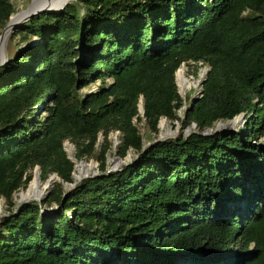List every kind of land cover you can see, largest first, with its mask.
<instances>
[{"label": "trees", "instance_id": "16d2710c", "mask_svg": "<svg viewBox=\"0 0 264 264\" xmlns=\"http://www.w3.org/2000/svg\"><path fill=\"white\" fill-rule=\"evenodd\" d=\"M15 13L0 0V36ZM16 36L0 67V264H264V0H76ZM184 64L209 72L181 117ZM140 105L150 136L163 119L246 122L145 148ZM114 132L117 156L136 157L109 172ZM66 141L99 163L68 190ZM36 167L60 181L19 206Z\"/></svg>", "mask_w": 264, "mask_h": 264}, {"label": "rangeland", "instance_id": "374dc122", "mask_svg": "<svg viewBox=\"0 0 264 264\" xmlns=\"http://www.w3.org/2000/svg\"><path fill=\"white\" fill-rule=\"evenodd\" d=\"M12 1H13V3L16 6V13L14 14V15H16V14L24 12L26 9H28L31 6V4H32V2L34 0H12ZM74 1H76V0H67L66 3H64V4L60 5V6H63V5L66 6L69 3L74 2ZM6 39H7V41H6V46H5V53H6L5 58L7 59L9 57L14 56L18 52V50H19V43H18L19 42V37L16 36V37L13 38V37H11V34H9ZM182 67L186 68V76L189 79H193L194 78L198 82L197 88L191 89L190 91L187 92L186 95H184L185 100L187 102V106H188L194 100V98L200 93V90L202 89V81L206 77V71L209 70V68L206 67V66H202L201 64H199V65L191 64L190 66H187V65L184 64V65H182ZM201 73H203L202 77H201ZM108 82H111V80L109 79ZM177 85H178V82H177ZM93 88L94 87L85 88V89H83L80 92V94L83 95V96L86 95V94H89V93L92 92ZM178 90L181 93L179 85H178ZM187 106L181 111V116L182 117H183V111H185L187 109ZM140 117L142 119L141 121L135 120L134 122L137 125V127H138V129H139V131H140V133H141V135L143 137L145 145L151 143L152 140H154L156 138H159V136L163 137V134L167 135L166 137H168V138H172V139L173 138L174 139H178L179 138L180 139V138H183L185 136H188L192 132H196L197 131V129L194 126H192L191 128L183 129L180 124H178L176 122H170V121H168L166 119H163V120L160 121V124H159V134H158V136H155V135H151L150 136L149 135V130L147 128V125H146L145 119L143 118V114L142 113H140ZM162 122H164L163 128H161V123ZM245 122H246L245 118H242L238 122V124L234 127L235 130L240 131V129H243ZM119 137H120V134L118 132H114V133H112L110 135V140L112 141L113 146H112L111 151L108 153V159H107L108 170L109 171L110 170H114V169H118L119 170L124 165V163L132 162L134 160V158L136 157V154L134 152H130L129 155L127 156V158L124 159V160L120 159L117 156V147L120 144ZM103 142H104V139H103L102 136H100V145L97 148V153L100 152V146L103 144ZM260 142L264 143V135L260 136ZM64 147H65V151L67 152L69 158L75 163V171H74L73 174H75V172H78L77 166L79 164H81V163H83L84 165H88V166L92 165V170L90 171V173L85 175V176H83L82 178H80L79 182H81L86 177H93V176H96L97 174H99V163L97 162L96 159H89V160L86 159V160H82V161H77L75 159V157H74L75 156V152H76L75 146L71 142L66 141L64 143ZM119 162H120V164L118 166ZM35 172H36V170L33 171V179L34 178L37 179V176H36ZM39 172H40V174H39V177H38V181H39L40 189L43 190L44 187L47 185L46 183L51 179V177L53 175H51L46 182H43L42 179H41V171H40V169H39ZM59 181H60V179H59V177H57L56 182H59ZM74 181H75V178H74ZM64 186H65L66 190L71 189V186L69 184H65ZM53 187H54V185H53ZM50 188H51V185H48V189L45 190L44 196L42 197L41 201L44 199L46 193L48 192V190ZM26 189L20 190L18 193H16L14 195V200H15L16 204L19 205V206L23 203V202L19 201L20 194L22 192H25ZM6 209H7V205H6L5 201L3 199H0V212L2 213V215L6 214V212H7Z\"/></svg>", "mask_w": 264, "mask_h": 264}, {"label": "water", "instance_id": "95a60500", "mask_svg": "<svg viewBox=\"0 0 264 264\" xmlns=\"http://www.w3.org/2000/svg\"><path fill=\"white\" fill-rule=\"evenodd\" d=\"M42 3H44V2H39L38 0H34V1L32 2V4H31V6H30L28 9H26L24 12H21V13H19V14H16V15L11 16L10 21H9L7 27L5 28V30L3 31L2 35L0 36V49H1V43H2L4 40H6V38H7V36H8L9 34H11L15 29L19 28L21 25H23V24L27 23L28 21H30L33 17H35V16H37V15H40V14H43V13H47V12H55V13H57V12L62 11V10L65 8L64 5H63V6H60V5H54V6H51V5H50V6H49V5H43ZM14 16L19 17V19L16 21L15 24H13V25L11 26L12 19H13ZM6 62H7V59H6L4 56H3L2 58L0 57V67L3 66ZM177 72H178V71H177ZM177 72H176V84H177ZM208 72H209V70L206 71V77H205V78L203 79V81H202V87H203V84H204L205 81H206V78H207ZM177 86H178V85H177ZM202 92H203V89L200 90V93H199L195 98L200 97V95L202 94ZM179 94L181 95V98L184 100V107H183V109H184V108L186 107V105H187V102H186V100H185L184 95H183L182 93H180V92H179ZM194 103H195V101L193 100V101L191 102V106H193ZM139 111H140V113L144 114V108H143V105H140V106H139ZM179 116H181V112H179ZM181 117H182V116H181ZM242 118H244V116L241 115V116H238V117H236V118H234V119H232V120L226 121V123H228V122H232V121H234V120H236V119H237L238 122H239ZM221 123H225V122H223V121H219V122L215 123V125H214L212 128L206 129V130H204L203 132H200V130L197 129L196 132H192V133H190V134L196 133V134H200V135H202V136H206V137H208V136L217 135V134L222 133V132H237V130H235L234 127H233V128L219 129L218 126H219ZM226 123H225V124H226ZM244 125H245V124H244ZM194 127L196 128V126H194ZM240 130H241V129H240ZM190 134H189V135H190ZM168 139H172V138L159 136V138H157L156 141H154V143H158V142L165 141V140H168ZM173 139H174V138H173ZM151 144H153V143H149V144H147V145L145 146V148H147V147L150 146ZM263 145H264V143H263ZM119 164H120V162L118 163V166H119ZM124 164H127V163H124ZM118 166H117V167H118ZM35 170H36L35 174H36V176H37V178H38V177H39V174H40V172H39V167H36ZM119 170H120V169H119ZM119 170H118V169H114V170H110L109 172H117V171H119ZM57 177H58V176H57L56 174H54V175L51 177V179L47 182L48 185H51V188L48 190V192L46 193L45 197L50 193L51 189L53 188L54 183L56 182ZM93 177H94V176H93ZM73 178H75V182H74L73 184H70L71 188H74L75 185L80 181V179H77V178L75 177V174H73ZM86 178H91V177H86ZM86 178H85V179H86ZM46 189H48V187H46ZM43 196H44V193H43L40 197H38V198H33V199H31V200H26V201H24L22 204H27V203H30V202H32V201L41 202V199H42ZM45 197H44V198H45ZM22 204H21V205H22Z\"/></svg>", "mask_w": 264, "mask_h": 264}, {"label": "bare ground", "instance_id": "6f19581e", "mask_svg": "<svg viewBox=\"0 0 264 264\" xmlns=\"http://www.w3.org/2000/svg\"><path fill=\"white\" fill-rule=\"evenodd\" d=\"M39 2H44L42 3L43 5H62L67 2V0H38ZM19 19V17L14 16L12 19L11 26L16 23V21ZM6 40H4L1 43V49H0V57L2 58L3 56L5 57V46H6ZM203 76V73H201V77ZM177 82L179 85V88L181 90V93L183 95H186L188 91H190L193 88H197L198 82L193 78L189 79L186 76V68L181 67L178 72H177ZM238 124V120H234L232 122L228 123H221L218 128L219 129H224V128H233ZM164 122L161 123V128H163ZM167 135L163 134V137H166ZM78 164V163H77ZM78 172H75V177L77 179L82 178L83 176L87 175L90 173L92 170V165H84L83 163L79 164L77 166ZM47 184V183H46ZM46 187H48V184L44 187L43 190L40 189L39 181L38 178H34L31 183L29 184L28 188L26 189L25 192H22L19 197L20 202H24L26 200H31L33 198H38L40 197L46 190ZM18 198V197H17Z\"/></svg>", "mask_w": 264, "mask_h": 264}, {"label": "built area", "instance_id": "2783aa9c", "mask_svg": "<svg viewBox=\"0 0 264 264\" xmlns=\"http://www.w3.org/2000/svg\"><path fill=\"white\" fill-rule=\"evenodd\" d=\"M99 85H100L99 82L96 83L95 85H93L92 87H94V88H93L92 92H95V91L98 89V86H99Z\"/></svg>", "mask_w": 264, "mask_h": 264}]
</instances>
